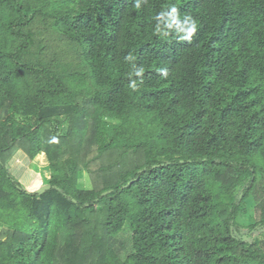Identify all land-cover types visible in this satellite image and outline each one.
I'll return each instance as SVG.
<instances>
[{
	"label": "trees",
	"instance_id": "obj_1",
	"mask_svg": "<svg viewBox=\"0 0 264 264\" xmlns=\"http://www.w3.org/2000/svg\"><path fill=\"white\" fill-rule=\"evenodd\" d=\"M48 38L79 61L46 56ZM17 151L42 191L10 173ZM247 207L252 236L264 0H0V264H264Z\"/></svg>",
	"mask_w": 264,
	"mask_h": 264
},
{
	"label": "rangeland",
	"instance_id": "obj_2",
	"mask_svg": "<svg viewBox=\"0 0 264 264\" xmlns=\"http://www.w3.org/2000/svg\"><path fill=\"white\" fill-rule=\"evenodd\" d=\"M45 52L48 54L46 56L48 57L50 56L52 59H58L64 63H68L71 65L79 61L75 47L72 44H70L68 41L63 39L61 40L58 38H48L47 40H45ZM66 129H67V123L65 121L58 129H56V131L57 133L63 134L65 133ZM22 157L23 160H21V158L18 159L20 161L18 162V164H13V161L9 162L10 173L12 174V176L15 179H17L27 191H34V190L40 191V189L43 187H39L40 189L39 188L36 189L37 187L36 185L27 187L26 182L30 179L31 175L27 172H22L23 168L24 169L27 168L30 171V173L34 174L37 180L40 181L41 179L44 182V186H45L44 188H46L47 187L46 178L42 176V174L40 173L37 167L31 165L32 161L29 157L25 156V154ZM20 176L22 177V179H19ZM77 185L78 187H84V188L90 186L89 179L86 174H82L80 172L78 173ZM251 207H247V212L241 214L238 217L236 224L239 230L241 231V234H243L244 237H246L247 239L249 240L263 239L264 229L255 231L252 234V236L247 235L248 232L250 231L248 225H250V223L253 221L248 216L252 212ZM1 228L2 227L0 226V230ZM131 234L132 232L130 228L128 227V225H125L123 230L120 233H118L113 239L112 248L114 249V251H116L119 254L122 260H124L126 256L132 251Z\"/></svg>",
	"mask_w": 264,
	"mask_h": 264
},
{
	"label": "crops",
	"instance_id": "obj_3",
	"mask_svg": "<svg viewBox=\"0 0 264 264\" xmlns=\"http://www.w3.org/2000/svg\"><path fill=\"white\" fill-rule=\"evenodd\" d=\"M39 153H43V152H39ZM38 153V154H39ZM44 154V153H43ZM22 156H24V153L23 152H21V151H17L13 156H12V158L9 160V162H11V161H13V164H18V162H20L18 159H20L21 158V160H23V157ZM26 156V155H25ZM36 157V156H35ZM34 157V158H35ZM33 158V159H34ZM44 158H45V160H46V162H47V167H48V161H47V159H46V157L44 156ZM32 159V160H33ZM31 160V161H32ZM48 169H49V167H48ZM22 172H27V173H29L30 175H31V177H30V179L26 182V185H27V187H30V186H32V185H36L37 187H36V189H38L39 187H45L44 186V182L40 179V181L39 180H37V178H35V176H34V174H32V173H30V171L27 169V168H23V170H22ZM34 173V172H33ZM49 177H50V175H49ZM19 179H22V177L20 176V178ZM49 179V178H48ZM46 181H48V180H46ZM43 188H41V189H43ZM40 189V188H39ZM40 189V191H42ZM35 192H39L38 190H34Z\"/></svg>",
	"mask_w": 264,
	"mask_h": 264
},
{
	"label": "clouds",
	"instance_id": "obj_4",
	"mask_svg": "<svg viewBox=\"0 0 264 264\" xmlns=\"http://www.w3.org/2000/svg\"><path fill=\"white\" fill-rule=\"evenodd\" d=\"M194 30H195V25L193 24L192 28L189 29V31L191 32V31H194Z\"/></svg>",
	"mask_w": 264,
	"mask_h": 264
}]
</instances>
